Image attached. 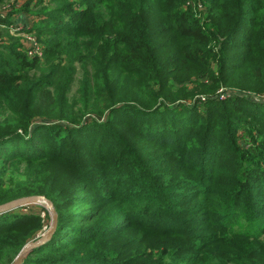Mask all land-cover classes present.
Wrapping results in <instances>:
<instances>
[{"label":"trees","instance_id":"1","mask_svg":"<svg viewBox=\"0 0 264 264\" xmlns=\"http://www.w3.org/2000/svg\"><path fill=\"white\" fill-rule=\"evenodd\" d=\"M36 4L41 56L0 42V206L58 217L21 264H264V0ZM19 210L0 264L49 220Z\"/></svg>","mask_w":264,"mask_h":264},{"label":"rangeland","instance_id":"2","mask_svg":"<svg viewBox=\"0 0 264 264\" xmlns=\"http://www.w3.org/2000/svg\"><path fill=\"white\" fill-rule=\"evenodd\" d=\"M37 0H2L0 2V19H7L9 21V26H2L0 24V42L8 44V38H18L22 43H24L23 53L29 58H32L34 55L41 56L42 51L36 53L34 51L35 49L31 50L33 47L31 38L29 37V34H26L23 32L24 28H32V25L36 22L37 16H34L32 13L34 12L33 9L39 8L37 6ZM26 4H29L28 10H23ZM47 4V3H46ZM43 3V5H46ZM198 9L201 10V13L203 15H206V8L198 5ZM34 39V37H33ZM36 39V38H35ZM80 78V74L78 73L77 79ZM206 82V79H203L200 76H194L191 78L190 82H187L184 84V86L191 90L193 88L196 82ZM77 87V82H75L72 85L71 92H73ZM222 90L219 91V93ZM253 100H257V97H252L251 95H248ZM246 142H247V138ZM242 143V141H241ZM20 212L23 213H29V214H40L42 218H45V214H43L42 209H45L47 211V206L43 201H38L37 203L27 204L25 206H21L19 208ZM48 214V212H47ZM51 222V218L49 215V220L45 218V224L38 233V236L36 238H41L43 235H45L49 229ZM264 241V236H263ZM33 241H30L29 243H32Z\"/></svg>","mask_w":264,"mask_h":264},{"label":"water","instance_id":"3","mask_svg":"<svg viewBox=\"0 0 264 264\" xmlns=\"http://www.w3.org/2000/svg\"><path fill=\"white\" fill-rule=\"evenodd\" d=\"M38 201H43L46 204L47 212L51 218L50 226L49 229L47 230L48 232L45 235H43L41 238H39L38 241L27 243L26 245H24L21 248V252L17 255V257L15 258L12 264H21L23 258L28 252H30L33 248L37 247L39 244L50 239L52 234L55 232L54 230L57 224L58 215L56 214V211L53 209L51 202L43 196H31V197L19 198V200H14L2 204V206H0V213H2L4 211H8L11 209H19L21 206L37 203Z\"/></svg>","mask_w":264,"mask_h":264},{"label":"built area","instance_id":"4","mask_svg":"<svg viewBox=\"0 0 264 264\" xmlns=\"http://www.w3.org/2000/svg\"><path fill=\"white\" fill-rule=\"evenodd\" d=\"M29 37L31 38L32 36L29 35ZM33 37L31 38L32 39L31 42H32V45H33L31 50L35 49L34 51H36V53H38V52L41 51V48H40V45H39L38 41H36L35 37L33 39Z\"/></svg>","mask_w":264,"mask_h":264}]
</instances>
